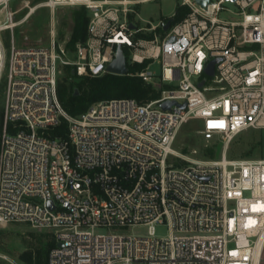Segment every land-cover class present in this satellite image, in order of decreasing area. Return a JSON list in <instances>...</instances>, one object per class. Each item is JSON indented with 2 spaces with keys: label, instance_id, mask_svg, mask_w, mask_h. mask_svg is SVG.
I'll list each match as a JSON object with an SVG mask.
<instances>
[{
  "label": "built area",
  "instance_id": "2783aa9c",
  "mask_svg": "<svg viewBox=\"0 0 264 264\" xmlns=\"http://www.w3.org/2000/svg\"><path fill=\"white\" fill-rule=\"evenodd\" d=\"M12 1L0 0V226L51 233L47 264H264V158L228 157L234 138L264 129V0H181L187 14L167 30V18H138L136 7L155 0L42 1L51 11L87 9L73 60L54 36L45 47L17 46L14 29L38 5L16 20ZM119 47L128 63H147L137 75L159 96L67 113L61 67L101 77ZM168 100L186 107L163 109ZM63 121L65 137H49ZM189 122L206 144L222 141L219 159L175 150ZM164 224L170 234L159 238ZM138 226L147 234L129 233Z\"/></svg>",
  "mask_w": 264,
  "mask_h": 264
},
{
  "label": "rangeland",
  "instance_id": "374dc122",
  "mask_svg": "<svg viewBox=\"0 0 264 264\" xmlns=\"http://www.w3.org/2000/svg\"><path fill=\"white\" fill-rule=\"evenodd\" d=\"M41 0H13L9 4V8L17 11L16 20H22L30 11V8L38 5L31 15L19 24L15 29V37L17 46L29 47L35 45L48 46L54 38L56 45L63 47L65 60H73L75 58V51L67 47V43L71 40L74 30V13L81 10L82 7L62 6L51 11L43 6H39ZM181 0H155L149 3L138 5V18L146 25L147 21L153 24L159 23L163 18H170L175 13L178 3ZM28 5V6H27ZM30 7V8H29ZM231 9L233 7L229 5ZM54 32V33H53ZM29 40L26 41L25 37ZM135 65L131 62L128 63ZM147 63L145 64V67ZM143 67V69L145 68ZM152 69L159 72L158 65H154ZM70 67L62 66L61 73L58 79V97L67 113L71 114L64 107L62 102V94H71L78 92V95L85 94L89 85L86 81L90 77H77L70 74ZM141 71V70H140ZM139 73H135L136 75ZM85 80V83L81 81ZM170 88H173L170 86ZM4 92L0 98L2 101ZM105 101V100H103ZM149 101V100H148ZM101 102V101H100ZM147 102V101H145ZM98 102H95L96 104ZM93 104V105H94ZM199 124L196 122H189L181 127L179 130L175 150L188 154L192 149H197V157L203 160H217L221 157L222 141L219 140L214 143L206 144L201 139L198 133ZM229 158H243L254 159L264 158V129H251L245 131L234 138L228 149ZM176 164H181L180 161ZM105 232V230H100ZM148 228L146 226L132 227L129 233L135 235H146ZM156 234L159 238H166L170 234L169 226L157 225ZM53 239L51 233L45 231H38L32 229L25 224H10L7 226H0V253L10 257L12 261H5L0 259V264H26L22 258L23 253L27 251L36 252L38 248H45V245ZM46 257H44L45 259Z\"/></svg>",
  "mask_w": 264,
  "mask_h": 264
},
{
  "label": "trees",
  "instance_id": "16d2710c",
  "mask_svg": "<svg viewBox=\"0 0 264 264\" xmlns=\"http://www.w3.org/2000/svg\"><path fill=\"white\" fill-rule=\"evenodd\" d=\"M44 0H41L42 2ZM187 14V9L177 6L174 16L171 17L172 22L176 23L182 20ZM170 19V18H167ZM89 23L88 11L85 7L74 13V30L71 40L67 43L68 48L76 49V45L79 42H85L87 39V30ZM125 55L128 56L127 50L124 49ZM70 67V74L73 75V67ZM145 67V64H129V73L126 75L105 74L101 77H90L86 81L89 88L85 94L76 95L62 94V102L64 107L71 113V115H79L87 111L95 102L103 100H109L113 98H132L139 102H145L148 100L156 99L159 96V92L150 84H146L138 75L137 71H140ZM79 77V76H77ZM88 77V76H84ZM82 78V77H81ZM85 83V80L81 81ZM3 86L0 89V98L3 94ZM1 114V106H0ZM67 132V122L63 121L58 127L54 128L48 134L52 138H63ZM53 237V235L51 234ZM55 245L54 238L45 245V248H38L36 252L27 251L23 253L22 258L26 264H47L48 254L50 249ZM44 257H46L44 259Z\"/></svg>",
  "mask_w": 264,
  "mask_h": 264
},
{
  "label": "water",
  "instance_id": "95a60500",
  "mask_svg": "<svg viewBox=\"0 0 264 264\" xmlns=\"http://www.w3.org/2000/svg\"><path fill=\"white\" fill-rule=\"evenodd\" d=\"M203 8L207 7V4L209 3V0H197ZM172 23V19H169L166 24L164 25V30H167L169 28V26ZM134 26L131 25V28H133ZM220 59H214L210 62L206 73L210 76L214 75L215 72V65L216 63L219 61ZM107 71L109 74H115V75H126L129 73V68H128V62H127V58L126 55L124 53V51L122 50V48H118L117 49V53H116V57L114 58V60L108 65L107 67ZM72 74L75 75V70L72 71ZM204 84V81H202L199 85L202 86ZM75 94L77 95L78 92L75 91ZM173 105H177L180 108H185L186 104H179L177 101L175 100H168L165 101L164 103H162V108L163 109H171V107ZM51 208L53 207L52 202L49 203Z\"/></svg>",
  "mask_w": 264,
  "mask_h": 264
}]
</instances>
